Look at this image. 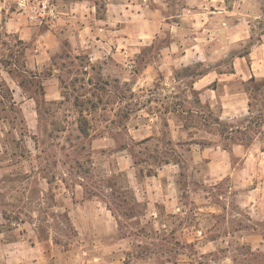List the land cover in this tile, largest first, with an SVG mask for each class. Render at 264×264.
I'll list each match as a JSON object with an SVG mask.
<instances>
[{
    "label": "rangeland",
    "instance_id": "1",
    "mask_svg": "<svg viewBox=\"0 0 264 264\" xmlns=\"http://www.w3.org/2000/svg\"><path fill=\"white\" fill-rule=\"evenodd\" d=\"M54 1L61 11L60 1ZM178 5L164 11L175 13L171 20L178 25L174 28L168 23L161 25L163 18L157 9L149 17L140 15L131 19L129 30L134 36L128 47L133 49L126 55L125 64L118 59H102L95 72L88 75L80 67L85 60L76 61L63 56L64 53L61 57L65 58L56 59L65 74L62 86L65 99L41 104V110L49 113L45 120L33 118L30 104L24 105L12 91L15 82L20 81L33 93L30 84L37 85L44 75V72L37 75L29 67L26 52L31 42L21 38L15 25L56 24H32L17 13L12 0H0V152L1 144L5 150L1 154L5 160L0 207L6 217L0 224V264H137L150 256L161 261L176 260L179 253L193 256L194 264H264V153L254 148V156L246 163L238 182L210 184L205 181L206 158L199 153L200 145L197 150L188 151L186 146H176L170 141L164 146L167 149L159 150L162 142L168 143L171 131L163 127L164 120L150 119L147 115V111L157 110L158 103L154 100L164 93L158 82L176 78L184 92L186 84L202 70L199 62H225V69L229 70L234 57L244 55L241 60L245 67L239 72L238 81L233 79L228 89L242 87L240 76L248 79L252 73L258 79L244 84L249 98L237 102L236 108L228 107L227 115L234 118L231 125L247 128L229 135V140L222 138V143L230 147V139L246 145L264 141V46L260 44L264 34V0H225V44L220 30L221 16L214 22L209 19L211 5L201 0L190 4L184 0ZM153 7H159L158 0H153ZM120 22L118 48L127 43L121 38L125 27L121 25L125 22ZM172 32L176 33L174 38H170ZM140 33L147 35L141 40ZM195 42L209 50L210 56L189 52L187 49ZM143 45L146 47L142 52L135 54ZM164 47L171 48V56L181 54L182 50L186 56L174 62L170 55L162 53ZM172 64L178 65L175 71L164 70ZM198 106L200 114L214 123L219 105L215 104L213 109L205 103ZM148 123L153 125L155 138L143 143L135 138L146 134L144 128ZM230 124L225 121V125L218 124L217 128L226 130ZM135 127L140 131L136 132ZM200 136L218 140L205 133L199 134L201 142L204 139ZM179 137L184 140L188 135L179 133ZM94 138L100 139L96 144L101 147H93ZM127 144H130L128 151L119 150ZM163 158L183 159L185 170L198 176L191 192L185 187L184 215L170 216L169 221L175 226L179 222L201 223L202 232H194L192 228L178 233L160 230L159 225L144 216V206L134 200L129 180L136 175L144 176L146 170H154ZM190 159L198 162L191 163ZM130 168L131 177L127 173ZM58 174H66L69 179V216L62 209L50 211L47 205H59V201L40 191L46 186L42 177L50 179ZM82 178L89 193L96 192L116 213L115 233L81 230L83 218L71 197L78 196L72 193V187ZM197 234L204 235L199 246L187 243ZM207 237L216 241L207 243ZM15 238L18 240L14 244L4 242Z\"/></svg>",
    "mask_w": 264,
    "mask_h": 264
},
{
    "label": "crops",
    "instance_id": "2",
    "mask_svg": "<svg viewBox=\"0 0 264 264\" xmlns=\"http://www.w3.org/2000/svg\"><path fill=\"white\" fill-rule=\"evenodd\" d=\"M61 6L62 16L54 27H39L28 24L18 23L15 25V31L20 33L22 39L29 40L30 46L27 48V59L29 61V67L35 71L38 75L44 72L42 80L37 84H30L33 87V93H29L28 87L20 81L15 82V88H13L14 94H17L22 100L23 104H30V113L32 117L36 119L48 117V112L41 110L42 103L54 104L62 102L65 99L63 91V81H65V74L62 67L56 62V59L65 58L68 56L76 61L82 59L84 65H80L82 69L88 71V75L95 72V66L102 62V59H118L122 60L125 64L126 55L132 50V47H128L132 43V37L134 34L129 30L131 19L141 15V18L149 17L150 13H154L155 9L158 10V15L163 18L160 19L161 25L166 23L171 24L174 28L178 25V22L171 20V17L176 16L175 13L169 11L170 8L179 6L178 2L184 0H158L159 7H153V0H59ZM189 4L196 0H186ZM208 3L210 6L209 19L213 22L220 16V26L222 41L225 44V0H201ZM154 8V9H153ZM186 9V8H185ZM187 10L192 12L190 7ZM198 16V13L194 15ZM193 16V17H194ZM202 17V16H201ZM146 20V19H144ZM120 21H124V29L122 31V39L127 43H122L121 48L117 47L118 33L120 27L118 26ZM149 21V19H147ZM161 29V27H160ZM143 35L146 33H140L142 40ZM176 33H170V38H174ZM195 39H197L195 37ZM264 40V34H263ZM261 40L260 44L264 46V41ZM198 43H193L187 50L194 53L195 56L206 54L209 55L204 47H198ZM201 46V45H200ZM145 45L140 46L135 54L139 55ZM170 47H164L162 53L164 55H170ZM250 54V53H249ZM171 56V55H170ZM182 56H186V53L182 50L181 54L173 53L171 56L174 62L179 61ZM241 57L244 55H238L234 57L233 64L229 70L225 69V62L219 63H204L199 62L202 66V70L196 73L189 84H186V90L183 92L180 89V82L176 78L164 79L158 82V87L162 88L164 93L161 94L154 102L158 103V108L154 112L147 111V115L150 119L164 120L163 127L171 131V138H168V143L159 141L161 144L159 150H165L164 146L169 145L170 141H173L176 146L187 147L188 151L196 149L200 145L199 153L206 158L205 165L207 170V176L205 181H209L210 184L221 183L224 181L238 182L241 173L246 170V163H249L254 156V148L258 147L261 153H264L263 139H260L259 144L252 142L250 144H243L242 141L230 139V147H227L222 142L231 138L229 135H233L238 130H245L247 127L238 125H231L230 120L234 119L227 115L230 107H237V102L249 98V93L244 87L247 81L256 74H250L249 78L241 77V88L230 90L229 83L234 79L237 82V76L245 65L242 64ZM196 59V58H195ZM203 60H208L204 58ZM164 62L163 64H165ZM106 64V63H103ZM149 65V63H147ZM161 64V65H163ZM193 65V64H191ZM175 71L178 68L177 64H172L166 67L164 70ZM36 77V75H35ZM257 77V76H255ZM111 82V81H110ZM146 80H144V83ZM150 83V80L146 82ZM94 83L89 84L90 86ZM231 84V83H230ZM248 95V96H247ZM199 103H205L209 106V109H213L215 104L219 105L218 120L225 125L229 123L231 126L229 129L220 130L217 128L218 121L211 122L207 120L199 112ZM188 104V108H186ZM185 105V106H183ZM249 106V102H248ZM183 107V108H182ZM229 107V108H228ZM43 112V114H42ZM200 118V121H199ZM240 121V120H239ZM248 122V120H247ZM147 128H144L146 134L141 138H135L132 135L130 140L139 139L143 143H147L154 140L155 135L153 132V125L151 123L145 124ZM214 127L215 130H212ZM136 132L140 131V128L135 127ZM186 133L188 138L182 140L179 137V133ZM133 133V132H132ZM213 134L217 139L208 138L206 136H200L199 134ZM261 134V133H260ZM227 136V138H226ZM137 137V136H136ZM207 139V140H205ZM100 141L98 138L92 140L93 147H96V141ZM163 140V139H162ZM1 143V142H0ZM225 143V142H224ZM97 147H101L97 145ZM130 144L121 145V151H128ZM2 152H0V179L4 176L3 163L4 160L1 156L5 152L1 144ZM170 150V149H169ZM252 156V157H253ZM260 159L261 156H258ZM61 164L63 162L58 160ZM191 163H197V159H190ZM135 167V168H134ZM133 167L136 172V166ZM150 167H153L150 164ZM173 167V168H171ZM124 169H127L125 166ZM131 168L127 170L128 176ZM137 173V172H136ZM135 175V174H134ZM66 174H58L48 177H42L45 181V188L41 189V193L44 196L51 195L59 201V205L52 204L47 205L48 209H62L69 216L68 200L69 192V179L66 178ZM198 176L193 174L192 171L185 170V162L181 160L165 159L160 160L159 165L154 170H146L144 176H135L129 180L130 187H132L134 200L143 205L145 208L146 217L151 220L154 225H159L160 230H170L174 233H178L184 229L195 230L194 232H202L204 227H201V223H194L192 225L182 224L179 222L178 226L169 221L170 216L180 217L184 215L185 207L183 195L186 185L189 187L188 193L192 190V185L196 184ZM85 178L75 183L76 187H72L74 195L72 196L73 205L80 210V214L83 218V228L85 231H96L101 229L102 232H107V235H111L117 231L118 220L116 213L104 201L96 192L89 193L87 185L84 184ZM2 181V180H0ZM184 184V187H183ZM77 187H80V190ZM98 190V188H95ZM110 189H113L110 187ZM195 192V190L193 191ZM196 193V192H195ZM208 193V192H206ZM90 194H92L90 196ZM208 195V194H207ZM211 196H207V198ZM200 209V208H199ZM38 212V211H37ZM21 213V212H19ZM5 210L0 207V224L3 220H6ZM104 216V220H103ZM147 219V222H149ZM111 221V222H110ZM13 229V228H12ZM11 229V230H12ZM158 229V228H157ZM125 238V237H123ZM122 238V239H123ZM204 238L203 236L194 235L193 240H189L187 243L195 244L199 246V243ZM18 239L4 240L7 244H14ZM207 243H214L215 238L207 237L205 239ZM1 242V241H0ZM201 247H205L201 245ZM205 253H200L203 255ZM97 258V257H95ZM193 256L190 254L179 253L176 260H164L161 261L157 257L144 258L137 264H194Z\"/></svg>",
    "mask_w": 264,
    "mask_h": 264
},
{
    "label": "built area",
    "instance_id": "3",
    "mask_svg": "<svg viewBox=\"0 0 264 264\" xmlns=\"http://www.w3.org/2000/svg\"><path fill=\"white\" fill-rule=\"evenodd\" d=\"M18 14L36 25L54 26L61 11L54 0H12Z\"/></svg>",
    "mask_w": 264,
    "mask_h": 264
},
{
    "label": "trees",
    "instance_id": "4",
    "mask_svg": "<svg viewBox=\"0 0 264 264\" xmlns=\"http://www.w3.org/2000/svg\"><path fill=\"white\" fill-rule=\"evenodd\" d=\"M257 79H258L257 77L253 76V77H251V78L248 80L247 83L252 82V81H256ZM215 121H218L219 125H222V123L218 120V117L216 118ZM223 131H224V130H223Z\"/></svg>",
    "mask_w": 264,
    "mask_h": 264
}]
</instances>
